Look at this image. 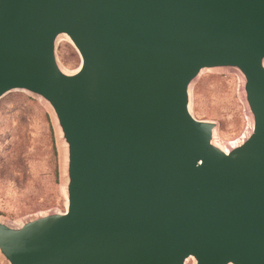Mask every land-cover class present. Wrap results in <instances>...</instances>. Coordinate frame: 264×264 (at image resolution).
Masks as SVG:
<instances>
[{
    "label": "water",
    "instance_id": "obj_1",
    "mask_svg": "<svg viewBox=\"0 0 264 264\" xmlns=\"http://www.w3.org/2000/svg\"><path fill=\"white\" fill-rule=\"evenodd\" d=\"M214 68L241 73L248 108L227 151L190 111ZM12 91L54 110L68 181L64 212L0 221L9 264H264V0H0Z\"/></svg>",
    "mask_w": 264,
    "mask_h": 264
},
{
    "label": "rangeland",
    "instance_id": "obj_2",
    "mask_svg": "<svg viewBox=\"0 0 264 264\" xmlns=\"http://www.w3.org/2000/svg\"><path fill=\"white\" fill-rule=\"evenodd\" d=\"M56 61L72 73L81 58L72 42L59 35ZM54 110L40 97L12 91L0 100V221L10 225L66 210V144ZM190 111L215 123L213 141L227 150L245 135L248 108L243 77L234 68L204 69L190 86ZM0 264H9L0 253ZM184 264H195L192 258Z\"/></svg>",
    "mask_w": 264,
    "mask_h": 264
},
{
    "label": "bare ground",
    "instance_id": "obj_3",
    "mask_svg": "<svg viewBox=\"0 0 264 264\" xmlns=\"http://www.w3.org/2000/svg\"><path fill=\"white\" fill-rule=\"evenodd\" d=\"M65 36L68 38L67 35H65ZM68 39H69V38H68ZM69 40H70V39H69ZM70 41H71V40H70ZM78 54H79V53H78ZM79 56H80V55H79ZM80 58H81V57H80ZM81 62H82V61H81ZM80 67H81V64H80L79 68H78L76 71H74V72H72V73H67V72L64 71V73H66V74H70V75L75 74L76 72L79 71ZM203 70H204V69H202V71H203ZM202 71H201V72H202ZM201 72H200V73H201ZM200 73H199V74H200ZM45 102H46V101H45ZM248 124H249V119H248ZM213 132H215V129H214ZM245 132H246V131H245ZM213 134H214V133H213ZM222 149H223V148H222ZM224 150H225V149H224ZM225 151H227V150H225Z\"/></svg>",
    "mask_w": 264,
    "mask_h": 264
}]
</instances>
